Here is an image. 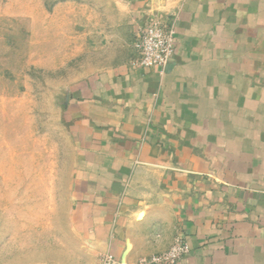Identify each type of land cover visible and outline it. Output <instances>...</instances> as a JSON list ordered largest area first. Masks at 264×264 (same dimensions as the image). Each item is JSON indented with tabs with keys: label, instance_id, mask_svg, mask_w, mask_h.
Segmentation results:
<instances>
[{
	"label": "crops",
	"instance_id": "1",
	"mask_svg": "<svg viewBox=\"0 0 264 264\" xmlns=\"http://www.w3.org/2000/svg\"><path fill=\"white\" fill-rule=\"evenodd\" d=\"M112 1L124 57L67 90L65 221L31 222L23 242L10 227L0 264H139L176 237L177 264H264V0ZM153 13L176 32L162 71L133 64Z\"/></svg>",
	"mask_w": 264,
	"mask_h": 264
},
{
	"label": "rangeland",
	"instance_id": "2",
	"mask_svg": "<svg viewBox=\"0 0 264 264\" xmlns=\"http://www.w3.org/2000/svg\"><path fill=\"white\" fill-rule=\"evenodd\" d=\"M118 13L107 0H0L4 237L11 227V235L23 242L31 239V222L42 220L43 227L53 228L65 221L61 216L69 202L75 154L66 116L67 90L88 73L124 57L128 31ZM108 18L115 23L107 25Z\"/></svg>",
	"mask_w": 264,
	"mask_h": 264
},
{
	"label": "built area",
	"instance_id": "3",
	"mask_svg": "<svg viewBox=\"0 0 264 264\" xmlns=\"http://www.w3.org/2000/svg\"><path fill=\"white\" fill-rule=\"evenodd\" d=\"M175 38L174 24L169 17L156 13L146 16L134 34L132 45L136 57L133 64L145 70L162 71L173 56ZM187 252V244L176 237L168 249L142 258L139 264H177ZM96 264H123V261L104 256Z\"/></svg>",
	"mask_w": 264,
	"mask_h": 264
}]
</instances>
